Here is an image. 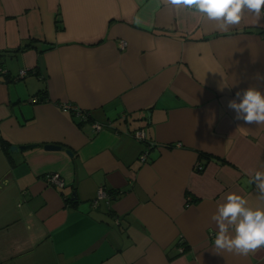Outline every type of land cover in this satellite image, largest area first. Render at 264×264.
I'll return each mask as SVG.
<instances>
[{"label": "crops", "instance_id": "crops-1", "mask_svg": "<svg viewBox=\"0 0 264 264\" xmlns=\"http://www.w3.org/2000/svg\"><path fill=\"white\" fill-rule=\"evenodd\" d=\"M0 65V264H264L214 251L211 219L230 192L264 206V125L227 107L264 93V17L222 31L166 0H0Z\"/></svg>", "mask_w": 264, "mask_h": 264}, {"label": "clouds", "instance_id": "clouds-1", "mask_svg": "<svg viewBox=\"0 0 264 264\" xmlns=\"http://www.w3.org/2000/svg\"><path fill=\"white\" fill-rule=\"evenodd\" d=\"M166 3L173 9L198 12L202 19L216 21L222 31L239 25L245 13L254 16L257 24L264 17V0H166ZM256 78L264 79V76L257 73ZM227 107L234 111V119L242 120L245 125H264V93L258 87L238 90L235 98L228 100ZM248 183L255 185L259 199L264 201V172L256 171ZM211 219L217 228L214 251L247 256L264 248V206L252 207L244 196L230 192Z\"/></svg>", "mask_w": 264, "mask_h": 264}, {"label": "built area", "instance_id": "built-area-1", "mask_svg": "<svg viewBox=\"0 0 264 264\" xmlns=\"http://www.w3.org/2000/svg\"><path fill=\"white\" fill-rule=\"evenodd\" d=\"M5 72V69L0 65V73ZM26 73V69L25 68H19L16 74V77H21ZM15 77V78H16ZM31 100H34V98H31ZM61 108L63 110H69L73 113L74 116L78 117L80 120L83 119H87L88 118V114L86 113V111L84 109H81L79 107H77L74 104L71 103H63L61 104ZM91 126L93 127V129L97 130L100 127V123L98 122H91ZM133 136L137 139H143L144 138V132L142 131V129H135L132 132ZM139 158L140 159H144L145 158V152H140L139 153ZM196 166H199L198 163H196ZM43 179L45 180V182L53 185V186H63L64 185V181L62 180V178L59 176V174L57 172H46L43 175ZM99 199H105L106 202H108V194L107 191L104 187L99 186L96 190V194L95 197L91 200V204L95 205L97 203V200ZM178 250H181L182 247L179 246Z\"/></svg>", "mask_w": 264, "mask_h": 264}, {"label": "water", "instance_id": "water-1", "mask_svg": "<svg viewBox=\"0 0 264 264\" xmlns=\"http://www.w3.org/2000/svg\"><path fill=\"white\" fill-rule=\"evenodd\" d=\"M34 146H36V143L10 144L9 149L13 150V151L24 150V149H28V148H31ZM42 146L44 149H58V148H60V145L55 144V143H44ZM65 152L70 154L69 149H65Z\"/></svg>", "mask_w": 264, "mask_h": 264}, {"label": "trees", "instance_id": "trees-1", "mask_svg": "<svg viewBox=\"0 0 264 264\" xmlns=\"http://www.w3.org/2000/svg\"><path fill=\"white\" fill-rule=\"evenodd\" d=\"M33 71V69L32 68H28V69H26V72L27 71ZM22 77V76H21ZM20 78V77H19ZM15 79H17V78H15ZM36 94H38V97H36V99L35 100H42V99H44L45 98V92H44V90H38L37 92H36ZM86 111V110H85ZM86 113L88 114V112L86 111ZM80 120V119H79ZM86 120V119H85ZM201 155H203V156H206L205 154H203V153H200ZM201 166V167H200ZM200 166L198 167V166H196L195 167V170L196 171H199L201 168H202V163L200 164Z\"/></svg>", "mask_w": 264, "mask_h": 264}]
</instances>
